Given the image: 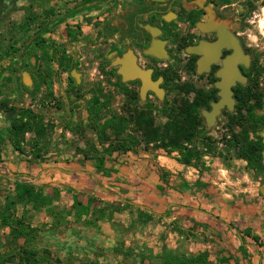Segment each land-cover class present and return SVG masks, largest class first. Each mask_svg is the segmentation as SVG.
Listing matches in <instances>:
<instances>
[{"label": "rangeland", "instance_id": "374dc122", "mask_svg": "<svg viewBox=\"0 0 264 264\" xmlns=\"http://www.w3.org/2000/svg\"><path fill=\"white\" fill-rule=\"evenodd\" d=\"M99 1L35 0L28 8L26 1H20V6L25 8L12 13L0 26V129L5 131L10 125L6 113L11 107L32 111L47 127L37 158L32 153L34 136L31 132H26L22 138L23 153L16 151L8 140L2 141L0 206L7 195L15 194L17 183L33 189L36 197L33 201H29L25 193L16 196V215H25L32 226L40 229L34 244L37 257L51 264H85L90 261L101 264H137L140 261L161 264L156 255L163 248L178 254L195 255L204 247L201 246L204 245L202 237L204 242L214 239L206 237L203 232L193 233L191 228H183L182 224L160 220L152 207L145 210L144 206H137L142 203L133 197L140 196L141 189L136 187L140 186V182L127 189V179L116 175L118 169L115 167L127 163L123 159L127 153L114 152L108 156L109 161L105 165L115 170L109 177L94 172V161L86 157H93L96 151L103 149L97 144L87 110L99 123L110 121L106 133L111 137L127 135L143 146L147 139L145 132L151 131L157 135L155 145H161L162 135L170 133L173 123L190 124L184 117L185 102L192 104L197 101L194 92L206 88L205 79L195 77L182 68H170L164 73L166 96L159 100L154 97L138 99L117 70L99 63L98 58H101L107 64L121 50L114 46L113 41L108 43L109 49L101 47L95 51L92 46L97 41L95 22L87 23L84 15L93 13L91 11L96 6L104 5ZM94 16L95 13L91 17ZM77 24H80L82 34L79 41L73 42L66 38L65 26ZM260 24L264 25V16ZM247 25L250 28L247 43L259 44L260 61L264 65V35H259L250 22ZM38 38L52 40L56 49L67 50L73 55L75 64L69 74L58 76L53 73L46 83H42L38 75H46L49 62L40 60L39 50L32 53L28 50ZM52 68L56 70V65ZM258 82L257 91L264 93V75ZM36 84H41L39 89L35 88ZM65 90H68L69 99L64 97ZM196 105L195 135L190 141H184L183 146L202 154L208 162V169L204 172L211 168L221 169L224 173L229 168L232 172L231 164L242 161V176L250 173L252 180L256 179L260 185L264 181V171L250 167L229 142L232 134L241 141L242 127L248 130L249 140H257V134L264 138V127L257 130L258 125L249 126L243 120L241 125L240 117L244 110L239 111V108L238 114L235 109L231 110L208 126L201 116L207 108V101L203 98ZM230 117H234L233 120ZM153 144L148 145V152L155 160L159 154L171 157L181 153L170 151L169 147L168 150L154 147ZM241 147L239 142L237 148L241 150ZM155 163H152L153 169L160 173L161 167ZM67 171L75 172L70 175ZM213 177L210 179L214 182L216 178ZM152 187L150 189L156 191V187ZM39 196L49 202L41 205ZM77 201L81 205L90 204L89 213L79 219L75 215L82 206H73ZM98 209H102L103 213L99 214ZM68 210L72 211L70 215L65 214ZM90 221L92 223L88 224ZM56 222L58 226L53 227ZM6 232L7 229H0V241ZM213 236L216 239L220 237ZM245 237L252 238L251 235ZM216 239L206 250L211 263L221 264L223 259H226L223 264L235 262L234 254L237 253L243 258L246 256L245 244L234 248L228 243L226 248ZM254 242L259 248L264 245L259 237ZM116 246L140 253L143 257L132 254L124 258L114 251ZM3 250L0 249V252Z\"/></svg>", "mask_w": 264, "mask_h": 264}, {"label": "flooded vegetation", "instance_id": "af4514ba", "mask_svg": "<svg viewBox=\"0 0 264 264\" xmlns=\"http://www.w3.org/2000/svg\"><path fill=\"white\" fill-rule=\"evenodd\" d=\"M5 1L13 10L8 12L0 22V26L12 13L25 8L22 7L23 5L20 6V1H26L27 8L35 3V0ZM112 1H99L104 5L96 6L92 11L87 10L95 13L94 18L91 17L93 13L84 15L87 23L95 22L93 26L97 41L92 45L95 51L101 47L109 49L107 46L110 41H113L114 46L121 50L107 64L98 58L103 66L117 70L120 65L115 64V61L127 54L131 63L140 70L149 71L151 81L157 83V88L163 91V97L167 95L165 71L170 68L185 69L195 77L205 79L206 88L195 91L193 96H197L199 102H202L204 98L207 101V108L204 111H211V104L219 99V89L215 86L219 81L217 74L234 49H241L242 54L247 57L248 64L243 63V56L237 57L235 68L241 76L245 77V82L235 81L230 87L233 99L232 110L235 109L238 114V108L243 100V86L246 84V86L253 85L256 95H260L264 101V93L257 91L258 80L264 75V65L260 61L262 55L258 49L260 47L258 43L253 45L247 43L249 22L256 28L259 35H264V25L260 24L264 16V0ZM81 34L80 24L65 26V36L68 39L74 36L73 42L79 41ZM117 37L119 39L116 40ZM45 44L48 46L49 53L57 50L71 56L69 71L65 72L69 74L75 64L73 55L68 54L67 50L56 49L52 40L45 39ZM201 45H206L202 51L207 55L209 65L207 70L198 72L199 60L203 54L189 53L187 50ZM28 50L32 53L36 49L32 45ZM52 65H56V69L59 68L58 61H50L48 68L53 69ZM60 74L62 73L56 75ZM126 83L130 92L136 94L138 99L154 97L159 100V97L151 90H147L144 96H141L140 78L129 79ZM227 112L231 110L223 106L215 120ZM201 116L204 119L202 113Z\"/></svg>", "mask_w": 264, "mask_h": 264}, {"label": "trees", "instance_id": "16d2710c", "mask_svg": "<svg viewBox=\"0 0 264 264\" xmlns=\"http://www.w3.org/2000/svg\"><path fill=\"white\" fill-rule=\"evenodd\" d=\"M4 0H0V22L4 17L10 12L12 7ZM70 36V35H69ZM75 38L74 36L72 39ZM33 45L36 50H39V58L42 62H50L52 60L59 62V68L48 69V72L41 76L38 75L42 83H46V79L51 78L52 75L65 73L69 71L71 56L61 53L57 50H54L52 53L48 52V46L45 44L44 38H38L34 41ZM54 73V74H53ZM41 84H36L35 88L39 89ZM253 85H248L243 88V100L239 107V111L244 110L242 114V120L247 121V124L258 125L257 130H261L263 127L264 121V101L261 96H257L253 91ZM66 99H69L68 90H65ZM198 101V99H197ZM197 101L195 103H187L185 107V120L190 121L189 125L173 123L170 127V133L162 135L161 145H155L156 133L151 131H146L145 134L147 139L143 146H140L137 141L131 137H120L113 136L111 137L106 133V127L110 121L106 123H99L98 120L93 116L89 110L88 117L92 129L96 134V141L102 151H96V154L93 157H86L94 161V172L103 177H109L112 172H115L114 168L106 167V162L109 161L108 156H111L114 152L117 153H127L131 152L138 154L140 152H147L149 150L148 145L153 143L154 147H161L164 150L170 151L178 150L181 151L179 155L174 157V159L182 165L191 166L197 170V172L202 174L208 169V164L202 158V154L196 151L195 149H188L183 146V142L190 141L195 135L194 131L197 126ZM7 119L9 120L10 125L5 131L0 129V155H1V143L4 140H8L12 147L23 153L22 148V138L26 132L33 133V150L32 153L37 158L39 157V152L44 144V139L47 134V127L42 123L40 116L33 113L28 109H19L17 110L14 107L8 109L6 113ZM232 120L234 117H230ZM239 121V120H238ZM173 130V132H172ZM255 132L256 129L253 128ZM241 141L238 139L237 135L232 134V139L230 140V146L235 147L237 155L247 161V164L250 167L256 168L258 171H264V140L261 135H256L257 140H249L248 130L242 127L241 130ZM43 142V143H42ZM242 143L241 150L237 148L238 143ZM162 172L161 180L167 186L168 181L165 179L167 174L165 171L159 169ZM20 193H25L29 201L36 199L33 195V189L28 186H25L21 183L16 184L15 194H10L5 197L4 203L0 206V229H7L6 233L2 234L0 241V249H4L3 252H0V264H51L48 260H43L37 257L38 251L34 244L36 243L38 233L40 229L35 226H32L30 222L26 219L25 215L17 216L16 215V196ZM41 199L40 204L45 205L49 202L48 199L38 197ZM82 203L77 201L73 206H82L79 211H76L75 218L79 219L83 215L89 213V205H81ZM99 214L103 213L102 209L97 210ZM71 210H68L65 214L70 215ZM90 221L88 224H91ZM58 222L53 227L58 226ZM52 228V227H51ZM242 245L245 244V236H250L248 229L240 233ZM254 241H258L257 236H252ZM114 251L121 255L122 257L131 256L132 254L138 255L141 258L143 255L140 253H135L129 249H122L119 247H114ZM156 257L160 260L161 264H213L208 260L206 251L198 252L195 255H186L178 254L167 248H163ZM226 263V259H223L221 264ZM85 264H101L98 262H87ZM137 264H144L140 261ZM238 264V262H236Z\"/></svg>", "mask_w": 264, "mask_h": 264}, {"label": "crops", "instance_id": "0c3cea01", "mask_svg": "<svg viewBox=\"0 0 264 264\" xmlns=\"http://www.w3.org/2000/svg\"><path fill=\"white\" fill-rule=\"evenodd\" d=\"M176 156L159 154L155 160L148 151L138 154L127 152L123 157L127 163L115 167L118 169L116 175L127 179V189L140 182L136 187L141 189V193L134 196V200L148 207H143L145 210L154 208L153 213L160 220L182 224L183 228H191L193 233L203 232L206 237L214 239L204 242L202 237V251L215 243L213 235L220 236L221 241L218 237L216 240L222 247L227 248L228 243L234 248L241 246L240 231L243 229H248L251 237L257 236L264 242V197L259 192V182L252 180L250 173L242 176V161L231 164L232 172L229 168L225 170L227 173L211 168L199 175L195 168L179 164L174 159ZM154 162L168 172L165 178L167 187L161 180L162 172L153 169ZM74 172L67 171L70 175ZM212 177L216 178L214 182L210 179ZM150 186H155L156 191ZM245 245L246 256L234 254L235 262L229 264H264V245L259 248L250 237H245Z\"/></svg>", "mask_w": 264, "mask_h": 264}, {"label": "water", "instance_id": "95a60500", "mask_svg": "<svg viewBox=\"0 0 264 264\" xmlns=\"http://www.w3.org/2000/svg\"><path fill=\"white\" fill-rule=\"evenodd\" d=\"M206 45H201L198 48L188 49L187 52H196L203 54L202 58L199 60V69L198 72H203L207 70L209 61L207 60V55L202 51L205 49ZM243 56V63L248 64L246 55L242 54L241 49H234L232 55L228 56L224 61V67L218 72L217 76L219 81L216 82L215 86L219 89L218 96L219 99L215 103L211 104V111H202V115L205 119V122L210 126L215 120L216 115L219 113V110L226 106L229 110L233 108V99L231 97L230 87L235 83V81L245 82V77L241 76L236 68L235 63L237 57ZM130 62V63H129ZM115 64H119L120 67L117 69V73L121 76L122 81H127L129 79H134L136 77L141 79V88L140 94L143 97L147 90L154 92L159 98L162 97L163 91L160 88H157V83L152 82L149 76V71H142L133 63L130 59L127 58L125 54L122 58L117 59ZM259 192L264 197V181L259 186ZM131 203L130 201H127ZM134 204V203H132ZM137 206H143L141 204H136ZM145 208H148L144 206Z\"/></svg>", "mask_w": 264, "mask_h": 264}]
</instances>
